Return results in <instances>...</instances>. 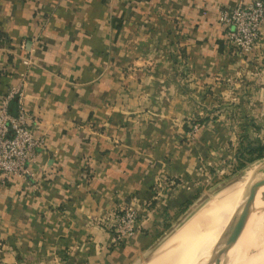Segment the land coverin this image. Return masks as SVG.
I'll use <instances>...</instances> for the list:
<instances>
[{"label":"crops","instance_id":"crops-1","mask_svg":"<svg viewBox=\"0 0 264 264\" xmlns=\"http://www.w3.org/2000/svg\"><path fill=\"white\" fill-rule=\"evenodd\" d=\"M239 1L0 0V92L23 82L42 138L32 176L0 189V264H136L155 244L166 214L188 198L178 190L166 202V174L179 179L189 154L176 127L139 109L149 93L125 102L124 74L148 68L151 54L165 51L153 43L165 34L166 70H188L195 83L251 68L245 61L264 56V30L239 57L217 21L219 8ZM217 119H206L207 129L222 133ZM158 183L137 232L112 246L98 219L132 197L153 198Z\"/></svg>","mask_w":264,"mask_h":264},{"label":"rangeland","instance_id":"rangeland-1","mask_svg":"<svg viewBox=\"0 0 264 264\" xmlns=\"http://www.w3.org/2000/svg\"><path fill=\"white\" fill-rule=\"evenodd\" d=\"M153 43L163 46L165 51L151 54V65L139 73L132 75L131 70H127L124 74L125 102L137 105L138 96L142 92L149 93L147 100L139 101V109H149L154 114L152 117L179 130L181 150L189 154V160L179 179L166 174V202L178 190L185 192L188 198L177 212L166 214V223L156 230L155 244L145 250L136 264H141L164 235L185 216L231 199L235 191L233 184L264 166V150L260 152L262 157L257 158L258 148L264 146V56L259 55L256 63L247 56L250 60L245 62L253 68L246 66L244 71L233 68L226 71L228 77L223 74L212 84H199L191 80L188 70L185 73L177 67L166 70V34ZM168 56L171 59L176 54ZM168 73L170 78L166 82ZM204 119L210 122L217 119L222 133L207 129L208 123L201 122ZM196 145L203 146L202 152L196 151L199 150ZM241 146L244 148L241 152L245 153L238 157L237 151ZM248 147L256 148L253 154L246 153ZM228 187H232L233 192L230 196H222ZM260 196L264 198V194ZM185 207L186 213L182 214ZM253 217L249 213L244 218L240 231L248 229ZM232 259L237 264H264V227L247 234L235 247Z\"/></svg>","mask_w":264,"mask_h":264},{"label":"built area","instance_id":"built-area-1","mask_svg":"<svg viewBox=\"0 0 264 264\" xmlns=\"http://www.w3.org/2000/svg\"><path fill=\"white\" fill-rule=\"evenodd\" d=\"M119 1V0H118ZM217 21L224 30L226 42L233 54L244 57L251 53L264 30V0L239 1L235 6L219 8ZM24 64L28 60H23ZM23 82L0 92V189L12 178L32 176L30 170L36 149L42 145L34 131L31 118L23 105ZM16 104L12 112L11 104ZM34 122V121H33ZM150 199L131 198L120 210L109 212L98 223L112 235L111 243L119 246L139 229L140 219L163 188Z\"/></svg>","mask_w":264,"mask_h":264},{"label":"bare ground","instance_id":"bare-ground-1","mask_svg":"<svg viewBox=\"0 0 264 264\" xmlns=\"http://www.w3.org/2000/svg\"><path fill=\"white\" fill-rule=\"evenodd\" d=\"M253 184H256L255 188L248 198L242 215L215 255L214 264H237L232 259L235 247L247 234L264 227V198L260 196L264 194V166L238 179L233 184L234 192L231 191L232 187H228L222 193L224 196L233 192L231 199L219 204L213 203L204 211H195L185 216L174 229L164 235L141 264H206L227 227L230 216L247 200L245 192ZM257 188L258 192H256ZM254 195L255 199L251 202ZM249 213L254 216L253 220L250 221L248 229L240 231L244 218Z\"/></svg>","mask_w":264,"mask_h":264},{"label":"water","instance_id":"water-1","mask_svg":"<svg viewBox=\"0 0 264 264\" xmlns=\"http://www.w3.org/2000/svg\"><path fill=\"white\" fill-rule=\"evenodd\" d=\"M256 184L251 185L247 191L245 192V194L247 195V200L243 202V204L238 207L235 212L230 216L229 220H228V225L225 228L224 232L222 233L218 243L215 246V250H213L208 262L206 264H214L215 262V255H216V251L218 250V248L220 247V245L222 244L223 241L226 240L228 233L232 230L233 226L235 225V223L237 222V220L240 218V216L242 215L243 211H244V207L248 201V198L250 197L252 191L254 190ZM245 195V196H246ZM243 206V207H242Z\"/></svg>","mask_w":264,"mask_h":264},{"label":"trees","instance_id":"trees-1","mask_svg":"<svg viewBox=\"0 0 264 264\" xmlns=\"http://www.w3.org/2000/svg\"><path fill=\"white\" fill-rule=\"evenodd\" d=\"M206 121V119H204V120H202L201 122H205ZM241 150H244V148H243V146H241L239 149H238V151H237V156L239 157V156H243L244 155V153L245 152H241ZM254 150H256V148H252V147H248L245 151H246V153L248 154V155H251V154H253V152H254ZM264 150V146H261V147H259L258 148V152H259V154L257 155V158H261L262 156H261V151H263ZM239 159V158H238ZM186 210H187V208L185 207V209H183L182 211H181V213L183 214V213H186Z\"/></svg>","mask_w":264,"mask_h":264}]
</instances>
